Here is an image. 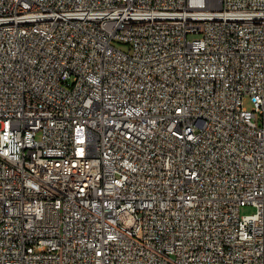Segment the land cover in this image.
<instances>
[{
    "label": "built area",
    "instance_id": "2783aa9c",
    "mask_svg": "<svg viewBox=\"0 0 264 264\" xmlns=\"http://www.w3.org/2000/svg\"><path fill=\"white\" fill-rule=\"evenodd\" d=\"M0 264H264V0H0Z\"/></svg>",
    "mask_w": 264,
    "mask_h": 264
},
{
    "label": "rangeland",
    "instance_id": "374dc122",
    "mask_svg": "<svg viewBox=\"0 0 264 264\" xmlns=\"http://www.w3.org/2000/svg\"><path fill=\"white\" fill-rule=\"evenodd\" d=\"M114 46H115L117 49H119V50H121V51H123V52H128V51H129V47H130L128 44H124V43H120V42H115V43H114ZM244 106H245L247 109H249V110H251L252 107H253V105H252V103H251V101H250L249 99H246V100L244 101ZM255 212H256V208L253 207V206H243V207L241 208V210H240V214H241V216L252 215V214H254Z\"/></svg>",
    "mask_w": 264,
    "mask_h": 264
}]
</instances>
